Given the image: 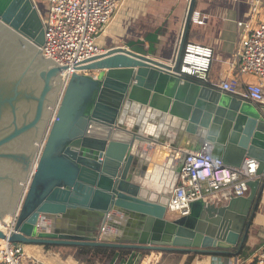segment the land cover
Wrapping results in <instances>:
<instances>
[{
    "label": "water",
    "instance_id": "obj_1",
    "mask_svg": "<svg viewBox=\"0 0 264 264\" xmlns=\"http://www.w3.org/2000/svg\"><path fill=\"white\" fill-rule=\"evenodd\" d=\"M196 1H188L172 62L157 58L167 31L160 25L89 59L63 87L67 67L43 56L32 1L0 0V223L20 204L13 231L0 230V240L240 255L264 189V108L179 74ZM154 113L181 129L149 132ZM204 142L226 167L255 159L256 177L246 196L220 206L194 201L188 215L169 218V196L131 178L145 168L136 151L157 143L180 158Z\"/></svg>",
    "mask_w": 264,
    "mask_h": 264
},
{
    "label": "built area",
    "instance_id": "obj_2",
    "mask_svg": "<svg viewBox=\"0 0 264 264\" xmlns=\"http://www.w3.org/2000/svg\"><path fill=\"white\" fill-rule=\"evenodd\" d=\"M31 1L43 23L44 44L41 52L46 59L54 61L61 67H67L61 73L65 87L72 74L79 73L77 68L80 65L105 52L106 49L97 46L96 41L124 0ZM247 2L251 15L264 13V0H247ZM191 22L202 26L205 17L195 10ZM236 24L242 29L243 34L236 55L229 65L232 76L219 87L262 109L264 108V15L254 26L251 20L237 21ZM212 59V48L188 42L184 48L179 74L209 82L208 74ZM248 77L256 79V84L243 80ZM240 86L242 90L239 89ZM257 167V161L252 158H246L239 168L226 167L220 160L212 157L211 145L204 142L199 151H187L182 157H178L175 179L172 185L163 188L169 196L168 213L174 217L185 216L189 214V205L194 201L201 200L205 204L220 206L227 204L233 197L246 196L249 191L247 182L256 177ZM31 176L32 173L25 183V189ZM19 209L20 204L5 225L6 236L13 231ZM24 258L23 245H14L7 239L0 240V264H25ZM233 264L239 263L236 261ZM253 264H264V244L260 247Z\"/></svg>",
    "mask_w": 264,
    "mask_h": 264
},
{
    "label": "crops",
    "instance_id": "obj_3",
    "mask_svg": "<svg viewBox=\"0 0 264 264\" xmlns=\"http://www.w3.org/2000/svg\"><path fill=\"white\" fill-rule=\"evenodd\" d=\"M188 1L186 4L185 0H124L104 33L106 37L105 43L109 41L111 45L102 49L107 50L120 46L121 43H116V36L122 37L121 41H127L162 25L167 31L160 38L161 43L157 58L167 64L172 62ZM195 10L205 17V22L202 26L192 25L188 35V42L213 49V59L208 78L210 83L219 86L222 82L226 83L232 76L229 65L236 55L238 43L243 34L242 29L237 27L236 22L251 20L252 26H254L264 13L251 15L247 0H197ZM243 80L256 84V79L252 77ZM239 89L242 90V87L240 86ZM142 147L147 146L142 145ZM158 147L160 148L158 149ZM141 152L143 153V151ZM174 152L175 150L170 151L167 145L148 147L144 152L146 160L151 164V167L148 168L151 173L147 171V174L151 177L150 182L155 186L168 180L171 176L170 173L175 174L177 172L178 158L173 154ZM170 216L175 218L174 215L170 214ZM263 233L264 189L249 230L246 242L249 250L246 251V255L243 256L240 253L237 257L197 256L191 264H233L236 261L239 264H253L260 247L264 244ZM259 241L261 244H259ZM24 249L27 251L29 258L41 264H63V260H65L63 250L74 249L77 252V248L71 247H58L54 250L46 249L42 246L29 245L24 246ZM253 249L257 250L253 252ZM169 259L172 264H184V261L177 263L172 258ZM111 260L113 261L112 264H139L140 259L138 256L129 255L127 259L118 260L117 256L114 255Z\"/></svg>",
    "mask_w": 264,
    "mask_h": 264
},
{
    "label": "rangeland",
    "instance_id": "obj_4",
    "mask_svg": "<svg viewBox=\"0 0 264 264\" xmlns=\"http://www.w3.org/2000/svg\"><path fill=\"white\" fill-rule=\"evenodd\" d=\"M185 3L187 4V0H185ZM121 7V6H120ZM119 7V8H120ZM41 8H43V6H41ZM119 8L117 9V11L113 14V17L111 18V20L109 21V23L107 24V26L103 29L102 33H100V37H98L96 44L97 46H99L100 48H105V47H109L111 44L110 42H106V37H105V32L107 27L110 25V23L112 22V20L114 19L115 15L117 14ZM121 36V34H120ZM116 43L120 44L122 42L125 41H121L122 37L116 36ZM114 40H113V44H114ZM215 68V66H214ZM216 70V68H215ZM251 84V83H250ZM41 147V144L39 145V148ZM143 149L147 150L148 147H144ZM163 188V187H162ZM162 190V189H161ZM248 194V193H247ZM169 218H173L172 216L169 215ZM264 234V233H263ZM261 241V239H260ZM259 241V244H261ZM24 248V246H23ZM258 248V247H257ZM257 249H253L252 251H256ZM130 255L133 256H138L139 257V264H172L169 258H172L174 261H176L177 263H180V261H184L187 259L188 255H182V256H176V254H170V253H157V252H146V253H137V252H130ZM24 261L25 264H41L40 262H37L34 259H28V253L27 251H25L24 249ZM116 256L118 255L117 253L115 254ZM63 256L65 258V260H63V264H112L113 261L108 259V258H96V257H91V256H80L77 255V252L74 251V249H66L63 250ZM196 259V258H195ZM88 262V263H87Z\"/></svg>",
    "mask_w": 264,
    "mask_h": 264
},
{
    "label": "bare ground",
    "instance_id": "obj_5",
    "mask_svg": "<svg viewBox=\"0 0 264 264\" xmlns=\"http://www.w3.org/2000/svg\"><path fill=\"white\" fill-rule=\"evenodd\" d=\"M148 122H149V124L147 126H148V129H149L148 130L149 132H153V131L158 132L159 129H165V128L167 130H170V131H179L181 129L180 123L178 122V120L169 119L168 116H164V118L161 119V118L158 117V115L156 113L152 114V116H150V118H148ZM155 145L164 146V145H160V144H157V143H155L153 146H155ZM140 147H142V146H140ZM147 147H152V146H147ZM159 148L160 147H158V149ZM158 149H156V150H158ZM141 151H143V150H139V151L137 150L136 152H137L139 160H141V163L143 165H145V168L142 170V174L138 173L136 171V169H134L131 172L132 180L134 182H136V183L143 184V185H145L147 187H150L152 189H155V190H159L160 191L162 189L161 191L166 193V190L163 189L162 187L166 186L167 184L169 186L172 185V182L175 179L176 173L175 174L170 173L171 176H170L169 182L167 184L164 185L162 183V184H160L158 186H155L152 182H150V178L151 177H149V175L147 174V171L149 173H151L150 169L148 170V168L151 167V164L149 163V161L146 160V155L144 153L145 151H143V153ZM173 154H175V153H173ZM175 156H177V155L175 154ZM178 157L179 156H177V158ZM5 221L7 223L9 221V217H7L5 219ZM0 230H2L3 232L5 230V226L2 223H0Z\"/></svg>",
    "mask_w": 264,
    "mask_h": 264
},
{
    "label": "trees",
    "instance_id": "obj_6",
    "mask_svg": "<svg viewBox=\"0 0 264 264\" xmlns=\"http://www.w3.org/2000/svg\"><path fill=\"white\" fill-rule=\"evenodd\" d=\"M46 249H57V247H50V246H46ZM67 248V247H65ZM249 250V247L247 246V244L244 245L243 250L241 251V255L245 256L246 255V251ZM146 253V252H143ZM115 251L110 250V249H102V248H95V249H89V248H79L77 249V255L80 256H91V257H98V258H108V259H112L113 256L115 255ZM117 259L118 260H122V259H127L130 255V253L127 250H120L117 253ZM182 256L184 254H176V256ZM197 257L196 254H188L187 259L185 260L184 264H191L193 262V260ZM88 263V262H87ZM254 263V262H253Z\"/></svg>",
    "mask_w": 264,
    "mask_h": 264
},
{
    "label": "flooded vegetation",
    "instance_id": "obj_7",
    "mask_svg": "<svg viewBox=\"0 0 264 264\" xmlns=\"http://www.w3.org/2000/svg\"><path fill=\"white\" fill-rule=\"evenodd\" d=\"M169 179H170V177H169ZM169 179L168 180H166L163 184L165 185V184H167L168 182H169ZM163 185V186H164ZM168 185V184H167ZM167 193V192H166Z\"/></svg>",
    "mask_w": 264,
    "mask_h": 264
}]
</instances>
